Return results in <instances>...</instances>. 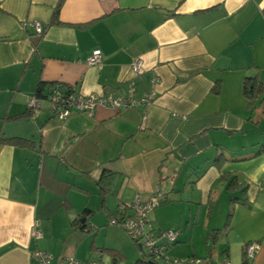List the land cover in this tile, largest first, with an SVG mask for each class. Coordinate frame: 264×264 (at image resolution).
I'll return each instance as SVG.
<instances>
[{
	"label": "crops",
	"instance_id": "0c3cea01",
	"mask_svg": "<svg viewBox=\"0 0 264 264\" xmlns=\"http://www.w3.org/2000/svg\"><path fill=\"white\" fill-rule=\"evenodd\" d=\"M94 48L102 61L89 65ZM131 78L137 97L156 92L150 103L60 119L41 97L23 115L39 82L116 96ZM246 78L264 85V0H0V264H40L36 249L49 264L113 263L104 248L126 262L133 245L109 221L156 189L148 219L177 232L170 257L216 245L218 263L241 264L255 241L252 264H264V96L247 97Z\"/></svg>",
	"mask_w": 264,
	"mask_h": 264
},
{
	"label": "built area",
	"instance_id": "2783aa9c",
	"mask_svg": "<svg viewBox=\"0 0 264 264\" xmlns=\"http://www.w3.org/2000/svg\"><path fill=\"white\" fill-rule=\"evenodd\" d=\"M33 28L36 34L43 32L44 26L39 20H31L24 22ZM86 63L99 64L102 61L101 51L98 48L92 49L91 53L85 59ZM144 71L143 61L140 57L135 58L130 64V72L133 77L140 75ZM155 81V79H153ZM156 96L154 90L142 93L136 96L135 81L131 78L125 93L122 95L112 94H79L65 93L60 89H53L46 94V98L50 102V109L54 116L64 119L72 112L84 111L91 114L95 107L105 106L115 109H123L135 105H146L150 103ZM39 98L32 96L27 102L28 108L36 109L39 107ZM161 192L156 189L147 198L143 199L139 193H134L128 202H119V217L110 219V223L119 226L123 231L134 240L139 247L149 253L155 259H163L166 262L179 263L185 262L184 259L172 258L167 254L170 243L175 241L177 232L171 229L156 230L152 227L148 219V213L157 206ZM35 237H40L41 233L37 230L33 231ZM259 247V243L250 241L245 246V254L248 258H254ZM31 256L39 261L40 264H49L51 255L45 251L33 250ZM192 263H198V258H189ZM61 264H110L103 263L98 260L80 261L72 256L65 257ZM218 264H229L224 258Z\"/></svg>",
	"mask_w": 264,
	"mask_h": 264
},
{
	"label": "trees",
	"instance_id": "16d2710c",
	"mask_svg": "<svg viewBox=\"0 0 264 264\" xmlns=\"http://www.w3.org/2000/svg\"><path fill=\"white\" fill-rule=\"evenodd\" d=\"M57 12H58V6L54 10V13H53L54 17L57 15ZM53 89H60L67 94L70 92H73L72 87L69 85H65V84L57 83V82H49V83L39 82L33 96L40 99L41 97H45L46 94L50 93L51 90H53ZM243 93L249 98H252V97H253V99L255 98L254 100L259 99L260 97L264 96V85H262L261 83L256 84L255 79L246 78L244 81V84H243ZM32 113H33V109L28 108L24 112L23 115L30 116V115H32ZM8 140L13 141V142L18 143V144H23L24 142H26V139L19 138V137L10 138ZM110 177H111L110 172L103 171L101 173L99 179L96 181L98 189H99V193L101 196H104V194L109 192V190H110V188L108 187L110 185V181H111ZM81 227H83V224H81ZM159 230H161V229H159ZM216 234H217V232L215 230H212V231L209 230L208 235H207V244L209 245V247H210V244L215 240ZM175 241H176V239H175ZM175 241H173L170 244H173ZM246 244L243 247V252L241 255V264H252L253 258H248L245 254ZM139 249H140V251L141 250L144 251L141 247H139ZM102 250H105L112 255L113 263L111 262L110 264H115V261L118 260V254L119 253L115 249L104 248ZM225 259L228 261L227 258H225ZM80 261H82V260H80ZM133 264H166V261L163 259H155L149 253L144 251L143 256L141 258L137 259Z\"/></svg>",
	"mask_w": 264,
	"mask_h": 264
},
{
	"label": "rangeland",
	"instance_id": "374dc122",
	"mask_svg": "<svg viewBox=\"0 0 264 264\" xmlns=\"http://www.w3.org/2000/svg\"><path fill=\"white\" fill-rule=\"evenodd\" d=\"M261 123H262V125H264V121H262ZM262 128H264V127H262ZM128 240L131 242V244L133 245L134 249H132L133 251L130 253V255H129V257H128L126 262L124 260V261H121L120 263H117V264H133L137 259L141 258L143 256V254H144V251H142V250L140 251L137 243L134 240H132L130 237H128ZM217 248H218V246L216 247V245H214L213 248L211 249L210 255L208 257H207V255H205L203 257L202 255L198 254L197 256H199V257H196V258H198L200 260V262L198 264H217L219 262V260H220V254H217V252H216ZM138 251H139V253H138ZM138 254H140V255H138ZM171 257L172 258H176L174 256H171ZM189 257L190 256L178 257L180 260L181 259H184V260L188 259L185 262H179V263L166 262V264H194V263L189 261ZM236 264H240V261L238 263L236 262Z\"/></svg>",
	"mask_w": 264,
	"mask_h": 264
}]
</instances>
